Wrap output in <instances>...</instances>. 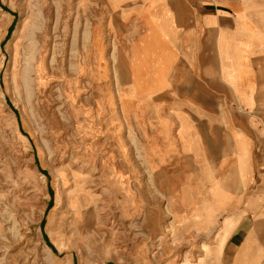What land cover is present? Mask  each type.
<instances>
[{"label": "rangeland", "instance_id": "rangeland-1", "mask_svg": "<svg viewBox=\"0 0 264 264\" xmlns=\"http://www.w3.org/2000/svg\"><path fill=\"white\" fill-rule=\"evenodd\" d=\"M140 3H121L124 24L115 37L105 29L113 15L109 0H0V264H264V239L257 243L254 232L252 245L243 242L235 254L224 246L246 213L263 221L264 230L261 184L253 185L252 197L248 189L246 199V185H237L236 199L209 191L236 168L215 171L213 136L200 137L210 132L209 124L196 123L190 130V119H181L179 128H172L177 145L163 144L159 137L164 131L159 114L193 106L177 89L186 85L192 62L185 48L194 41L176 29L178 55L166 90L173 102L149 104L154 91L163 88L149 87V81L163 85L165 67L175 57L148 56V35L157 24L153 14L134 10ZM174 8L169 10L173 18L190 15L185 6ZM100 21L109 32L101 81L86 56L91 26ZM111 24L115 28L116 21ZM156 48L164 53L158 40ZM23 67L29 70V91L21 74L16 78ZM129 79L136 92L134 110L120 103L132 96ZM155 105L161 110H153ZM241 115L238 106L221 100V160L227 159L223 140L229 127L237 132L229 150L235 148L236 163L264 146L262 130L244 123ZM162 171L167 191L176 196L179 190L178 199L200 193L190 200L194 218L211 207L208 214L216 223L205 230L186 229L189 206L178 200L174 214L169 211L174 203L155 180L156 173L164 177ZM190 179L195 185L187 183ZM89 210L92 226L85 222Z\"/></svg>", "mask_w": 264, "mask_h": 264}, {"label": "crops", "instance_id": "crops-1", "mask_svg": "<svg viewBox=\"0 0 264 264\" xmlns=\"http://www.w3.org/2000/svg\"><path fill=\"white\" fill-rule=\"evenodd\" d=\"M124 1L125 0H109L113 15L110 16V20L109 18L106 20L105 23L107 25L105 29L112 30L111 34L113 33L115 37L120 34L121 27L124 24L125 12L122 8L123 4H121ZM176 6H185L190 15H181L173 18L170 11H174V7ZM134 10L139 13L147 11L149 14H153L151 16H153L154 25L156 26L157 24L154 32L148 35V40L150 41L148 56L165 55L175 57L172 62L169 63L168 67H165L163 85L153 84L152 80L149 81V87H163L162 89L154 91L148 102L149 104L154 103L158 105V101L162 102L161 99L170 103L173 102L172 96H170L169 99L166 90L170 86V71L178 55V35L176 29L185 32L186 39L194 41L189 47L185 48L186 53L191 56L189 61L192 62L193 68L187 65L186 70H188L189 75L186 80V85L183 84L177 89L180 98L193 106H189L188 108L190 109L186 110H182L179 106H176L174 114H166V116L159 114V117L163 120L160 122V127L162 131L164 130V135L162 134V136H159L163 144L170 146L177 145V140L172 134V128L176 125V129H178L181 119L186 118L191 120H187L186 122V124L190 126V130L196 129V123L201 126L204 123L209 124L211 130L208 134H203L202 136L196 134L206 138H209L210 135L213 136L215 147L212 153V164L215 171L219 174L221 168H224V170L230 168V170H232V166L236 167L232 171L224 173L223 176L214 183L213 188L216 189L219 197L224 196L222 199H228L229 197L236 199V197H234V190L237 185H239L241 189L246 185L245 189L242 190L245 192L244 199H246L247 190L250 189V196L252 197L253 185L261 184L259 189L264 199V146L254 150L251 149L248 154L238 159L236 163L235 160L237 157L236 154H234L235 152H233L235 148L231 149V152L229 150L230 144L233 141L232 136L237 134V132L229 127V133L226 135L227 137L225 136L227 139L224 137L225 140H223V152H225V149L228 152L227 159L226 156H223L224 159L221 160L219 126L220 102L222 100L223 103H230L238 106L244 123L246 122L248 125L250 122L249 126H251L252 123L257 129L262 130L260 135L264 136V0H141L138 8ZM156 12L159 13L158 21L156 20ZM111 19L112 21H116L115 28L111 27ZM103 28V23L101 21L99 23L95 22L94 25L91 26L89 45L86 47V51L88 52L86 56H90L89 65H91V60L93 59L94 67L102 74L101 76L95 75V77H97L96 80L99 81H101L102 79L100 78L104 76V71L102 69L107 47L105 39L109 34V32H104L105 29L103 30ZM152 40H154L155 45V48H153L154 51L151 47ZM157 40L159 44L164 45V53H162L160 48H156ZM116 43L117 41H115V44ZM116 48L120 50V48ZM120 51L118 52L120 56L119 63L123 68V60L121 59L123 53H120ZM87 61H85V64ZM155 70H157V68H155L154 71ZM129 81V88L132 91V96L123 97L120 99V103L123 106L130 104L132 110H134V105L136 104H134L133 100L136 92L135 89L130 86L132 80L129 79ZM100 84L101 83H99V85ZM118 85L120 86L119 82L116 81V88L119 91ZM221 91L226 93V96H221ZM157 105L153 107V110H161L160 107L157 109ZM199 121L202 123H199ZM255 122H257V125H255ZM225 143L227 145H225ZM148 144L149 139H147V145ZM155 154V149L149 154L151 159L149 167L152 172L156 167L151 164V162L154 161L152 157ZM190 157L187 156V164L189 167H191L189 163ZM162 172L164 173V177L161 178V174L156 173L158 177H155V180L159 183V188L163 190L166 196L165 198L167 199L170 195V200L174 203L173 208L169 211L171 213L174 212L178 200H182L183 206H189V208L185 209L190 213L191 221L186 225V229L193 227L197 231H200L216 223L214 215L212 217V214L208 213H202L200 217L194 218L195 214L192 211L190 200L195 198V196L199 197L200 193L196 192V195L183 196L181 198L179 195L178 199L177 193L179 194V190L176 196L167 191L165 171ZM189 178H191V176ZM221 182H226V190L220 189L219 185ZM187 183L189 185H195L194 182H191V179L190 182L187 181ZM249 214L250 213H246L243 218L241 217L236 228L229 235L224 245L229 252L234 251L233 253L235 254L237 248L243 242H245L243 244L245 246L247 244L252 245L251 243L253 240L251 232H254L257 243L258 241L261 243L263 242V221L257 219L253 221L250 217L248 218ZM199 218L202 220L199 221ZM174 222L177 224L175 219Z\"/></svg>", "mask_w": 264, "mask_h": 264}, {"label": "bare ground", "instance_id": "bare-ground-1", "mask_svg": "<svg viewBox=\"0 0 264 264\" xmlns=\"http://www.w3.org/2000/svg\"><path fill=\"white\" fill-rule=\"evenodd\" d=\"M18 37L16 36V31L15 32H13V34H12V37H11V39H13V41L15 40V43H16V41H18V39H17ZM22 71V72H21ZM21 71L19 72V69H17L16 70V78L21 74V76L23 77V79H24V81H22L23 82V84H24V86L27 88V90L28 89H30V80H29V70L25 67H23L22 69H21ZM17 80V79H16ZM18 81V80H17ZM17 86L19 87V82H17ZM29 91V90H28ZM219 187H220V189L221 190H226L227 189V184H226V182L225 183H223V182H221L220 183V185H219ZM209 191H213V192H216L217 193V191H216V189H214V188H210V190ZM205 198V197H204ZM207 199V198H206ZM196 205V204H195ZM206 213H208V211L209 212H212L213 210H212V208L211 207H207L206 208ZM94 219H95V217H94V214H93V212L92 211H87V213H86V216H85V222H86V224L88 225V226H92L93 224H94ZM225 220L223 221L222 220V224H221V226H220V229H223V226L225 225ZM218 229V228H217ZM245 243V242H244ZM256 246H258V245H256ZM256 246L254 245V248H253V253H251L252 255L253 254H255L256 253ZM207 253V252H206ZM239 253H241V254H243V252H239ZM245 254V253H244ZM212 257V256H211ZM140 258V257H139ZM145 258V257H144ZM147 264V263H146ZM169 264V263H168Z\"/></svg>", "mask_w": 264, "mask_h": 264}]
</instances>
